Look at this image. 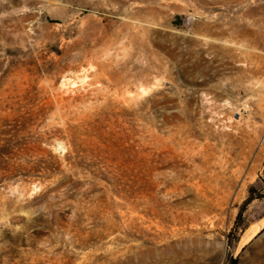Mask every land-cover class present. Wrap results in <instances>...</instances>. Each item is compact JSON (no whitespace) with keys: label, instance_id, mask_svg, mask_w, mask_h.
I'll list each match as a JSON object with an SVG mask.
<instances>
[{"label":"rangeland","instance_id":"rangeland-1","mask_svg":"<svg viewBox=\"0 0 264 264\" xmlns=\"http://www.w3.org/2000/svg\"><path fill=\"white\" fill-rule=\"evenodd\" d=\"M0 264H264V0H0Z\"/></svg>","mask_w":264,"mask_h":264},{"label":"bare ground","instance_id":"bare-ground-1","mask_svg":"<svg viewBox=\"0 0 264 264\" xmlns=\"http://www.w3.org/2000/svg\"><path fill=\"white\" fill-rule=\"evenodd\" d=\"M104 27H106L105 25H103Z\"/></svg>","mask_w":264,"mask_h":264}]
</instances>
